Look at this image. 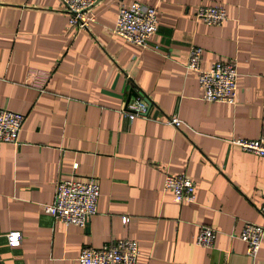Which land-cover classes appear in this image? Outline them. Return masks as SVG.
Returning a JSON list of instances; mask_svg holds the SVG:
<instances>
[{
	"label": "crops",
	"instance_id": "1",
	"mask_svg": "<svg viewBox=\"0 0 264 264\" xmlns=\"http://www.w3.org/2000/svg\"><path fill=\"white\" fill-rule=\"evenodd\" d=\"M135 1L158 9L148 49L113 32ZM208 6L229 20H197ZM95 15L74 38L61 0H0V108L26 116L19 144L0 148L2 264H79L85 248L125 239L138 242V264H264V240L253 260L239 238L263 223L264 158L233 142L257 140L264 126V0H103ZM193 46L204 70L237 61L236 104L203 100L187 70ZM140 98L159 111L154 120L123 114ZM172 116L181 128L166 124ZM75 164L78 178L100 183L84 228L45 211ZM167 173L196 182L195 203L175 202ZM201 226L218 232L210 249L196 244Z\"/></svg>",
	"mask_w": 264,
	"mask_h": 264
},
{
	"label": "built area",
	"instance_id": "2",
	"mask_svg": "<svg viewBox=\"0 0 264 264\" xmlns=\"http://www.w3.org/2000/svg\"><path fill=\"white\" fill-rule=\"evenodd\" d=\"M103 0H61L65 12L69 15L67 30L75 38L82 32H89L97 22L95 8ZM196 19L208 26H221L229 20L227 10L223 6L200 7ZM159 31L158 9L135 1L128 6H121L118 13L114 34L127 43L143 49L149 48L151 39ZM203 49L193 46L190 51L187 70L198 76L199 86L203 91V100L236 104L238 99V70L235 59L218 61L210 69H202ZM159 111L143 99L130 101L123 114L130 122L136 119L154 120ZM26 116L0 108V148L3 145L19 144V136ZM166 124L181 128L183 122L176 116L169 117ZM243 151L251 152L264 158V126L257 140H234ZM74 173L70 178H61L56 184L54 202L45 206L56 222L65 225L86 227L98 213V202L101 195L99 180L95 177L78 178ZM164 189L171 191L177 203H195L196 182L187 175L167 173ZM263 218L261 225L245 224L239 238L247 245V255L253 260L259 254L264 240V200L259 209ZM126 224L128 218H123ZM218 232L209 227L201 226L196 238L197 246L210 249ZM9 244L17 247L21 244V233L13 232L8 236ZM140 255L136 240L125 239L100 248H85L79 257V264H138ZM0 264H2L0 259Z\"/></svg>",
	"mask_w": 264,
	"mask_h": 264
},
{
	"label": "water",
	"instance_id": "3",
	"mask_svg": "<svg viewBox=\"0 0 264 264\" xmlns=\"http://www.w3.org/2000/svg\"><path fill=\"white\" fill-rule=\"evenodd\" d=\"M132 94H134V95H135V93H134V90H132ZM135 97H137V96L135 95ZM140 99H141V98H140ZM144 100H145V101H147L149 105H152V103H151V101H150V100H148V99H146V98H145Z\"/></svg>",
	"mask_w": 264,
	"mask_h": 264
}]
</instances>
